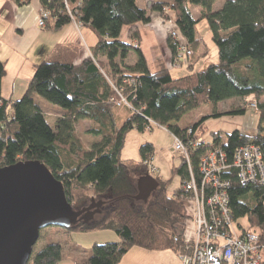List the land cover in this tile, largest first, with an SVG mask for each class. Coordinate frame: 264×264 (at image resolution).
I'll use <instances>...</instances> for the list:
<instances>
[{
	"label": "trees",
	"instance_id": "trees-1",
	"mask_svg": "<svg viewBox=\"0 0 264 264\" xmlns=\"http://www.w3.org/2000/svg\"><path fill=\"white\" fill-rule=\"evenodd\" d=\"M14 1L25 5L31 0ZM40 5L41 11L50 13L43 28L58 31L76 21L92 29L98 41L91 56L78 65L63 61L37 64L24 96L12 103L2 97L6 66L0 60V167L40 161L63 183L75 208L92 205V199L100 204L92 209L90 220L65 230L111 231L119 240L92 245L83 251L90 255L77 264H119L133 247L177 254L182 244L175 237L182 240L188 218L181 200L182 186L190 176L188 165L182 160L175 168L180 187L169 193L168 182L149 170L155 153L152 143L140 147V163L122 160L126 135L130 130H152L156 124L174 136L197 141L199 146L189 149L197 179L200 156L209 149L223 148L232 161L236 149L252 141L264 161V0H227L221 8H216L215 0L156 1L146 8L139 7L137 0H40ZM193 8L199 9L198 17ZM170 11L179 34L192 49L199 42L197 25L206 21L218 51L217 64L180 78H173L166 69L151 72L140 49L138 25L151 23L156 13L169 21ZM125 28L128 35L122 40ZM168 35V46L176 58V42ZM131 51L137 55L133 65L127 63ZM251 95L259 100L260 125L253 135L241 129L217 130L211 132L210 143L203 138L208 118L224 113L245 116L244 107L203 116L187 128L178 126L184 116L207 104L245 101ZM36 96L63 111L53 126ZM122 97L127 105H118ZM81 121L90 122L88 134L99 139L91 148L78 138L76 126ZM146 175L159 186L147 201L137 200V182ZM225 176L231 179L233 219H246L264 245V184H244L236 169ZM63 249L60 243L48 244L28 264H58Z\"/></svg>",
	"mask_w": 264,
	"mask_h": 264
},
{
	"label": "built area",
	"instance_id": "built-area-1",
	"mask_svg": "<svg viewBox=\"0 0 264 264\" xmlns=\"http://www.w3.org/2000/svg\"><path fill=\"white\" fill-rule=\"evenodd\" d=\"M49 17L50 13L42 10L38 25L43 28ZM169 34L178 50L171 69L189 67L194 54L191 46L178 29H171ZM245 101L253 108L258 107L254 95ZM120 104L127 105L126 99L122 97ZM148 131H151L150 127ZM191 133L189 130L188 134ZM198 146L197 141L174 136V151L187 163L190 174L181 193L188 218L183 226L182 240L175 237V242L182 244L177 253L180 264H264V245L260 235L240 224V233L235 229L229 197L231 179L225 176L229 170L236 169L244 184H264V161L260 148L250 141L236 149L232 161L223 148L209 149L199 159V180L193 172L189 151ZM152 160L148 164L149 170L157 173L159 171Z\"/></svg>",
	"mask_w": 264,
	"mask_h": 264
},
{
	"label": "crops",
	"instance_id": "crops-1",
	"mask_svg": "<svg viewBox=\"0 0 264 264\" xmlns=\"http://www.w3.org/2000/svg\"><path fill=\"white\" fill-rule=\"evenodd\" d=\"M143 1V5L138 4L141 8H146L156 1L165 0H149L148 3L146 0ZM195 10L199 12V9L193 8L194 15H196ZM40 11V0H31L25 5H18L14 0H0V60L6 66V76L2 84V97L10 103L24 96L35 73L37 64L43 61H63L78 65L91 56V49L98 41L92 29L76 21H73L58 31L41 28L38 25ZM196 17L198 16L196 15ZM160 18L156 13L153 14L151 23L138 25L141 34L140 49L151 72L166 69V65L164 67L163 64L167 62L171 54L166 35L169 34L172 28L169 24H176L175 14L172 11L169 12V21H162ZM204 22L206 21L203 20L200 24ZM200 24L196 28V38L199 42L196 45V50H194L195 57L199 51L204 50V55H207L208 50L213 48L207 42L208 39H211V32L208 25L204 23L205 25L203 26L204 28L206 26V34H203L198 32ZM151 25L154 28H149ZM127 35L128 30L125 28L122 34V40H126ZM162 57L165 61H163ZM136 60L137 56L130 53L127 58V63L133 65ZM193 64V68H195V63ZM180 70H185V67H182ZM169 71L171 76H173L172 72L174 69H169ZM183 75L185 76V74ZM59 116L61 114H56V117ZM197 120H199V117L193 120V122ZM179 124L180 122L178 123L180 128L188 127H183ZM241 131L243 132V130ZM98 232L103 234L105 240L93 242L92 245L118 242L119 240L114 232ZM81 240L83 241L84 238L81 237ZM92 245L87 247L90 249ZM89 249L86 248V250ZM70 257V254L67 257L63 254V260L58 264L78 263V260ZM129 257L134 258L132 264H180V260L173 250L147 251L141 248H132L125 256V258Z\"/></svg>",
	"mask_w": 264,
	"mask_h": 264
},
{
	"label": "rangeland",
	"instance_id": "rangeland-1",
	"mask_svg": "<svg viewBox=\"0 0 264 264\" xmlns=\"http://www.w3.org/2000/svg\"><path fill=\"white\" fill-rule=\"evenodd\" d=\"M147 3L149 0H146ZM216 1V8H221L227 0H215ZM143 0H139L138 4L143 5ZM171 12V11H170ZM198 11L195 10V14L197 16ZM171 15V14H170ZM155 17V16H154ZM160 17V16H159ZM160 20L163 21L162 18ZM160 22V21H159ZM173 23V22H171ZM206 25L207 23L204 22ZM200 24L198 27V32L205 33L206 34V26L204 28L203 25ZM198 24V25H199ZM172 28L177 30L175 25L169 24ZM149 28H154V26L151 25ZM168 29V28H167ZM170 29V30H171ZM169 35H166V38L168 40ZM209 45H211L213 48L208 50L207 55H204V50H201L197 53L196 57L194 56L189 64V67H185V70H180L182 68H176L172 72V77L174 78H180L182 76L192 74L193 72L201 71L207 68L211 64H217L219 62V56L217 48L214 44H212L211 39L207 40ZM206 43V41H205ZM193 51L196 50L195 48L192 49ZM203 51V52H202ZM195 52V51H194ZM133 55H136L135 51H131ZM163 58V57H162ZM195 58V59H194ZM163 61L164 58H163ZM195 63V68H193ZM173 63V55L172 52L170 54V57L168 58L167 62L163 64L166 70L171 69ZM193 68V69H192ZM192 69V70H188ZM35 100L39 103L42 110L47 116L48 122L53 126L56 120V114H61L63 111L45 100L44 98H41L39 96L35 97ZM263 101V100H262ZM256 103L259 105V100L256 99ZM248 103L246 101H240L239 99L226 101V102H220L217 105L214 104H207L204 107H202L199 110L193 111L186 116L183 117V119L180 121V126H191V122L193 120H196L197 117L199 119L203 116L212 115L215 112H226L228 110L233 109L234 107H244L247 109V114L244 117L240 114H223L219 117H210L206 121L205 125V134L203 136L204 140L208 143L211 142V132L214 131H222L224 133H231L234 130L241 129L244 133L253 135L256 133L257 128L259 127V112L257 108H253L250 105H247ZM195 122V121H194ZM191 123V124H190ZM91 127L90 122L87 121H81L77 124V135L84 147L91 148L93 142H97L99 139L90 136L88 134V129ZM154 128L151 131L146 132H138L137 130H130L125 139L124 146L121 151V158L122 160L132 163V164H138L141 161V154H140V147L145 143H152L155 147V153L152 160L153 165L158 169L159 175L162 178L163 181L168 182V191L171 193L175 190L179 189L180 187V176L175 174V168L179 167V165L182 163L181 156L179 154H176L174 151L173 145H174V136L165 128H161L157 125L153 126ZM157 173H152V175H156ZM89 204V203H87ZM87 206V205H86ZM84 206L81 205L78 207V209L83 208ZM239 224L243 226V228L248 227V222L246 219H242L239 222H236L234 224L235 229L238 233H240L241 229L239 227ZM189 229L187 230V232ZM82 235V236H81ZM101 236V237H100ZM80 237V238H79ZM81 237L84 238V240H81ZM105 237H103V234H100V232H91V233H68L65 229L59 228V227H47L43 229L40 232V238L36 245L33 248V254L36 255L39 253L46 245L52 244V243H60L63 246V254L65 257L69 256L70 258H75L78 261L85 260L89 255V251L83 252L93 244V242L105 240ZM85 242V243H84ZM133 248H139V247H133ZM126 256V255H125ZM121 260L119 264H132L133 263V257L125 258Z\"/></svg>",
	"mask_w": 264,
	"mask_h": 264
},
{
	"label": "water",
	"instance_id": "water-1",
	"mask_svg": "<svg viewBox=\"0 0 264 264\" xmlns=\"http://www.w3.org/2000/svg\"><path fill=\"white\" fill-rule=\"evenodd\" d=\"M159 184L150 175L137 182V200L147 201ZM87 208H75L65 187L40 161L0 167V264H28L40 232L47 227L71 229L90 220Z\"/></svg>",
	"mask_w": 264,
	"mask_h": 264
},
{
	"label": "flooded vegetation",
	"instance_id": "flooded-vegetation-1",
	"mask_svg": "<svg viewBox=\"0 0 264 264\" xmlns=\"http://www.w3.org/2000/svg\"><path fill=\"white\" fill-rule=\"evenodd\" d=\"M89 207V206H88ZM83 208H87V207H83Z\"/></svg>",
	"mask_w": 264,
	"mask_h": 264
},
{
	"label": "clouds",
	"instance_id": "clouds-1",
	"mask_svg": "<svg viewBox=\"0 0 264 264\" xmlns=\"http://www.w3.org/2000/svg\"><path fill=\"white\" fill-rule=\"evenodd\" d=\"M195 53V52H194Z\"/></svg>",
	"mask_w": 264,
	"mask_h": 264
}]
</instances>
